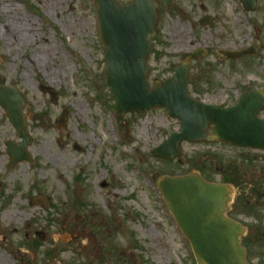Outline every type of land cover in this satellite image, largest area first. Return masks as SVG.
Segmentation results:
<instances>
[{
    "label": "rangeland",
    "instance_id": "1",
    "mask_svg": "<svg viewBox=\"0 0 264 264\" xmlns=\"http://www.w3.org/2000/svg\"><path fill=\"white\" fill-rule=\"evenodd\" d=\"M153 1L151 87L203 49L189 67L197 101L230 107L247 89L264 90V0L252 13L238 0ZM203 15L211 23L199 27ZM253 43L255 56L218 54ZM104 49L94 0H0V87L25 95L33 138V162L7 168L5 143L19 140L0 108V264H196L157 184L199 169L213 183L238 179L229 216L245 227L247 263L264 264V152L183 143V165L155 159L150 150L179 132L178 122L160 108L116 115ZM40 86L58 93L56 104ZM63 109L68 120L56 129ZM40 198L44 209L31 202Z\"/></svg>",
    "mask_w": 264,
    "mask_h": 264
},
{
    "label": "water",
    "instance_id": "2",
    "mask_svg": "<svg viewBox=\"0 0 264 264\" xmlns=\"http://www.w3.org/2000/svg\"><path fill=\"white\" fill-rule=\"evenodd\" d=\"M257 0H240L248 11H253ZM101 38L106 45L103 51L105 84L110 89L114 110L120 116L126 113L145 114L162 108L167 116L179 122L180 133H172L151 154L158 159L183 163L180 145L188 143L232 144L241 148L264 150V121L258 118L264 109V92L247 91L240 96L236 106L223 109L217 105L202 104L188 94V62L176 66L173 75L154 84H147L151 41L155 36L156 8L153 0H95ZM210 23L204 17L201 25ZM257 48L245 52L224 53L238 58L254 55ZM203 52L189 59L200 60ZM43 90V89H42ZM50 94L52 103L57 93ZM25 97L15 87H0V108L4 110L16 136L18 146L8 142L9 168L17 163L32 162L27 152L32 139L26 133V120L22 111ZM68 112L63 110L56 120V127L63 126ZM167 208L176 219L179 228L190 242L197 264H247L245 250L240 240L245 232L233 220L225 216L229 212L230 186L205 183L201 177L189 174L184 177H165L158 184Z\"/></svg>",
    "mask_w": 264,
    "mask_h": 264
},
{
    "label": "trees",
    "instance_id": "3",
    "mask_svg": "<svg viewBox=\"0 0 264 264\" xmlns=\"http://www.w3.org/2000/svg\"><path fill=\"white\" fill-rule=\"evenodd\" d=\"M199 171H200V173H202L204 175L203 170L199 169ZM223 181L225 183H228V184L231 183V184H233L235 186L240 185V182L238 181V179L235 178L233 175L226 176L223 179ZM253 190H254V188H253ZM240 209L251 211V209L249 208L248 204H246V202H241Z\"/></svg>",
    "mask_w": 264,
    "mask_h": 264
},
{
    "label": "bare ground",
    "instance_id": "4",
    "mask_svg": "<svg viewBox=\"0 0 264 264\" xmlns=\"http://www.w3.org/2000/svg\"><path fill=\"white\" fill-rule=\"evenodd\" d=\"M237 20H238V18H237Z\"/></svg>",
    "mask_w": 264,
    "mask_h": 264
}]
</instances>
